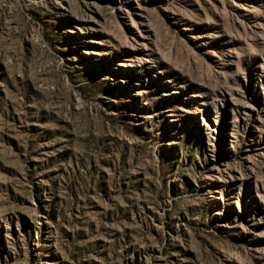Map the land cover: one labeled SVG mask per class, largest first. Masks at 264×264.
Masks as SVG:
<instances>
[{
    "label": "rangeland",
    "instance_id": "1",
    "mask_svg": "<svg viewBox=\"0 0 264 264\" xmlns=\"http://www.w3.org/2000/svg\"><path fill=\"white\" fill-rule=\"evenodd\" d=\"M0 264H264V0H0Z\"/></svg>",
    "mask_w": 264,
    "mask_h": 264
}]
</instances>
